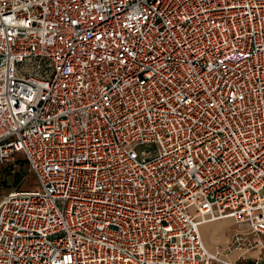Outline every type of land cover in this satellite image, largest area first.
Here are the masks:
<instances>
[{
	"label": "built area",
	"instance_id": "obj_1",
	"mask_svg": "<svg viewBox=\"0 0 264 264\" xmlns=\"http://www.w3.org/2000/svg\"><path fill=\"white\" fill-rule=\"evenodd\" d=\"M20 158L0 264H264V0H0Z\"/></svg>",
	"mask_w": 264,
	"mask_h": 264
},
{
	"label": "rangeland",
	"instance_id": "obj_2",
	"mask_svg": "<svg viewBox=\"0 0 264 264\" xmlns=\"http://www.w3.org/2000/svg\"><path fill=\"white\" fill-rule=\"evenodd\" d=\"M17 175L23 176L21 181L15 184ZM36 188V180L30 171L29 165L20 158L18 167H10L9 164L0 167V198L1 200L9 193L18 190H29ZM0 200V201H1ZM232 221L224 220L222 223H211L201 227L204 242L209 250L217 246L225 245L226 237H230L235 231Z\"/></svg>",
	"mask_w": 264,
	"mask_h": 264
},
{
	"label": "trees",
	"instance_id": "obj_3",
	"mask_svg": "<svg viewBox=\"0 0 264 264\" xmlns=\"http://www.w3.org/2000/svg\"><path fill=\"white\" fill-rule=\"evenodd\" d=\"M22 178H23V176L17 175V179L15 181V184L16 183L18 184L21 181Z\"/></svg>",
	"mask_w": 264,
	"mask_h": 264
},
{
	"label": "crops",
	"instance_id": "obj_4",
	"mask_svg": "<svg viewBox=\"0 0 264 264\" xmlns=\"http://www.w3.org/2000/svg\"><path fill=\"white\" fill-rule=\"evenodd\" d=\"M0 200H1V198H0ZM230 221H232V220H230ZM223 221H219V222H215V223H222ZM232 223H233V221H232ZM234 225V224H233ZM229 238L230 237H226V239H224V240H227V242H226V244L228 243V241H229ZM225 244V245H226ZM225 245H222V246H225Z\"/></svg>",
	"mask_w": 264,
	"mask_h": 264
}]
</instances>
